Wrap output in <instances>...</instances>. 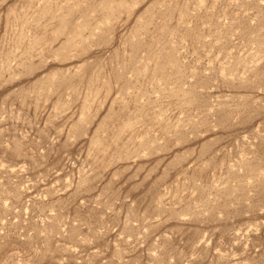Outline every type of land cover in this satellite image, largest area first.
<instances>
[{
  "label": "rangeland",
  "instance_id": "obj_1",
  "mask_svg": "<svg viewBox=\"0 0 264 264\" xmlns=\"http://www.w3.org/2000/svg\"><path fill=\"white\" fill-rule=\"evenodd\" d=\"M0 264H264V0H0Z\"/></svg>",
  "mask_w": 264,
  "mask_h": 264
}]
</instances>
